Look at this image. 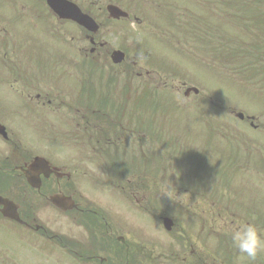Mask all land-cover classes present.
I'll return each instance as SVG.
<instances>
[{"label":"rangeland","instance_id":"obj_1","mask_svg":"<svg viewBox=\"0 0 264 264\" xmlns=\"http://www.w3.org/2000/svg\"><path fill=\"white\" fill-rule=\"evenodd\" d=\"M73 1L82 10L102 21L103 25L96 38L107 42V45L99 50L101 56L90 53L91 56L86 57L91 46L85 42V32L80 28V35L75 38L80 36L84 54L79 56L82 57L79 60L75 53L72 54L73 58H68L66 53L70 52L66 45L74 34L72 27L52 22L42 6H34L36 2L0 0V7H12L14 4L22 8V11L13 9L17 13L12 11L6 15L0 14V72L7 69L6 62L13 61L23 75L14 85L18 82L25 84L23 73H29V69L36 71L39 62L46 63L45 74L51 75L55 61L68 60L70 73L65 71L58 74V86L42 82L37 87H42L50 97L65 103L79 99L80 96L87 100L95 96H109L113 102L119 100L118 106L126 102L127 109L134 111L132 118L126 115L128 117L122 123L124 128L120 127L112 134L119 133L118 155L126 171L123 181L128 192V202L133 204L136 198L139 203H159L160 208L153 206L152 210L170 217L183 212L185 215L193 213L197 216L194 220H197H187L189 218L184 216L183 220L179 219L177 230L184 232L199 226L203 228L206 222V228L213 232L214 244L220 243L223 247L228 243L234 246L231 230L240 222L255 224L264 231V164H261L264 163V85L257 83L255 78H249L253 74L256 77V72L263 69L264 63L250 66L253 67L252 72L242 67L240 73H237L248 55L246 50H242L238 43L234 45L232 40L238 42L239 39L249 45L250 42L245 39L251 40L252 35L240 27L243 25L241 18L246 14L248 18L258 14L251 13L248 8H242L246 14L242 10L238 13L236 0ZM109 2L132 11L140 23L136 19H108L105 7ZM240 3L244 7L248 5L247 0ZM259 5L264 9V0ZM252 24L259 31L264 29V24H260L256 18L252 19ZM59 33L67 38L66 41H63ZM222 38L228 42L224 43ZM6 41L10 48L2 51ZM72 41L78 43L77 40ZM202 41L205 43L201 44ZM230 41L233 43L228 46ZM213 47H216L214 53ZM224 47H230L232 62L228 64L224 61L225 65L222 66L219 62L226 55ZM112 49L126 51V60L118 65V72L111 66ZM95 58L104 67V71H96L97 75L85 69H90L91 59ZM126 65H132L134 72L143 73L142 76L135 74L130 81V92L133 94L130 97L126 93L127 76L119 73L120 67ZM91 76H96L101 82L97 78L88 81L92 79ZM114 76L120 80L113 82ZM257 76L263 77L264 71ZM13 81V78L9 79V82ZM189 86L197 87L200 92L196 94L190 91L189 96L186 95L185 90ZM144 89L148 94H143ZM9 99L10 103L19 101L11 93ZM0 102H5L1 95ZM94 103L97 104L96 101ZM72 106L78 108V104ZM231 106L232 110L256 116L255 121L261 126L252 130L249 121L246 124L236 119L230 110ZM61 107L65 108L66 105ZM94 108L93 112L85 113L91 130L94 123L99 122V108ZM59 113L67 118L80 119L82 110H62ZM57 119L59 125L62 124L59 128L61 131L46 143L57 146L61 160L68 159L70 155L82 159L81 151L72 146L78 142L72 140L76 133L74 126L64 117L62 119L67 121L65 123L61 116L58 115ZM232 129H235L239 138L245 137L249 143L245 149L240 145V157L246 159L248 155H256V159L261 162L244 166L246 168L240 170L242 174L235 165L236 159L229 144V139H232L229 132ZM258 151L260 156L255 154ZM90 162L94 163L88 167L90 172L95 174L100 171L103 176L100 157L93 156ZM103 177L95 182L89 181L88 184L83 182V191L98 200L100 203L95 201L97 204H117L112 200L110 187ZM171 182L177 194L182 196L179 201L159 194L161 185ZM173 204L177 205L174 211ZM251 209L256 211L254 216L249 213ZM128 213L130 222L145 223L142 231L137 229V233L149 234L158 249L162 243L167 248L173 245V239L165 233L164 228L151 223L146 213L139 214L135 208H130ZM10 236L0 234V251L6 254L12 253L13 248H21L18 240ZM229 249L232 251V248Z\"/></svg>","mask_w":264,"mask_h":264},{"label":"flooded vegetation","instance_id":"obj_2","mask_svg":"<svg viewBox=\"0 0 264 264\" xmlns=\"http://www.w3.org/2000/svg\"><path fill=\"white\" fill-rule=\"evenodd\" d=\"M41 6L45 7L52 22L57 21L63 26L71 23L74 34L70 39V48L77 53V59H81L79 56H83L84 47L80 36L75 38L80 35L78 28L69 20L59 19L47 7L46 2ZM1 9L6 11L0 14L6 15L13 9L18 10V7L6 6ZM253 18L264 24V14L243 21L241 28L251 34L252 38L248 40L243 37L245 41L250 42L249 45L238 40L242 50L247 51L248 58L241 66L247 70H251L253 67L250 66L258 62L264 63V29H256L252 24ZM72 40H77L78 43ZM89 42L92 43L90 52L101 56L99 50L107 43L98 41L93 36H89ZM14 43L16 44V40ZM7 48H10L8 41L2 51ZM45 64L39 62L36 71L29 69V73H23L25 84L18 82L14 85L23 75L13 61L6 62L7 69L0 72V95L5 100L0 102V234L11 235L10 237L17 239L18 244H21V248H13V252L9 254L0 251V264H264V253L250 262L241 257L235 246L231 247L230 243L224 247L220 243L214 244L213 232L206 228V222L202 225L203 228L199 226L179 232V219L183 220L185 216L189 218L187 220L195 221L197 219L194 220V217L197 216L193 213L185 215L183 212L170 217L152 210L153 206L160 208L159 203H139L136 198L135 203L128 202V192L123 181L126 171L118 155L119 133L113 136L112 134L116 129L124 128L123 121L128 116L132 118L134 111L127 109L126 102L125 105L118 106L119 100L113 102L109 96H97L92 100L80 96L69 103L50 97L49 93L42 87H37V84L49 82L57 85L58 74L67 71L70 65L66 64V61L57 65L55 61L52 68L54 72L50 75L45 74ZM122 64L111 66L118 72V65ZM120 68L119 73L127 76L126 93L130 97L133 95L130 92V81L135 74L142 76L143 73L134 72L132 65ZM263 71L264 66L263 69L260 68V73ZM5 78H8L6 82ZM10 78L14 79L13 83L9 82ZM113 80L120 79L114 76ZM256 81L264 85V76H257ZM9 93L18 97L19 101L10 103ZM92 101L97 104L89 105ZM72 104H78V108H74ZM62 105H66L67 109L61 107ZM93 106L94 109L99 108V122L95 121L97 123H94L91 130L85 113L93 112ZM133 107L135 110L136 107ZM72 109L82 110L80 119L67 118L59 113L62 110L71 112ZM235 114L239 117V113ZM58 115L61 119H68L74 126L76 133L72 140L78 142L72 146L81 151L82 159H77L76 156L72 158L70 155L69 160H61L57 146L46 143L61 131L59 128L62 124L58 123ZM256 118L244 114V119L241 120L246 124V121H249L253 128L251 129L256 130L261 126L256 123ZM62 121L67 122L64 119ZM232 144L238 169L261 163L256 159V155H248L246 159L244 156L240 157V145L245 149V145L249 143L245 137L239 138L236 131ZM255 154L260 156L259 151ZM89 155L100 157L104 177L100 171L95 174L90 172L88 167L94 163L90 162L92 157ZM102 177L106 179L110 187L108 189L113 195L112 200L117 204H97L95 201L98 200L83 191V182L88 184L89 181L95 182ZM176 207V204L172 205L173 211ZM130 208L137 209L139 214L146 213L151 223L160 228H164V217L171 218L174 222L173 230H165V233L173 239V245L167 248L162 243L158 249L149 234H138L137 229L144 227L145 223L130 222ZM9 213L12 216L8 217ZM249 213L254 216L256 211L251 209ZM229 248H232V251Z\"/></svg>","mask_w":264,"mask_h":264},{"label":"clouds","instance_id":"obj_3","mask_svg":"<svg viewBox=\"0 0 264 264\" xmlns=\"http://www.w3.org/2000/svg\"><path fill=\"white\" fill-rule=\"evenodd\" d=\"M159 194L167 196L173 201H179L182 196L177 194L173 183H164L159 189ZM231 240L241 257L250 262L264 253V231L252 223L240 222L231 230Z\"/></svg>","mask_w":264,"mask_h":264},{"label":"water","instance_id":"obj_4","mask_svg":"<svg viewBox=\"0 0 264 264\" xmlns=\"http://www.w3.org/2000/svg\"><path fill=\"white\" fill-rule=\"evenodd\" d=\"M48 2L51 8L56 11L60 16L64 18L68 17L73 19L74 21H78L88 29H97L95 21L89 15L84 14L83 11L80 10L78 5L74 4L73 2L69 0H48ZM107 9L110 11L111 16L115 18H119L122 15H128L121 8H118L111 4L107 7ZM120 55V52L116 51L115 56ZM122 57H119L118 60H120ZM195 91L197 90L195 89ZM8 216L10 217L12 216V214L9 213ZM164 222L166 223L167 228L170 229L172 224L171 220L169 218H165Z\"/></svg>","mask_w":264,"mask_h":264}]
</instances>
